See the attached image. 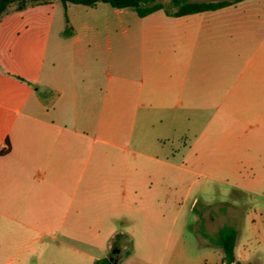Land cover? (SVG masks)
<instances>
[{
    "label": "rangeland",
    "instance_id": "374dc122",
    "mask_svg": "<svg viewBox=\"0 0 264 264\" xmlns=\"http://www.w3.org/2000/svg\"><path fill=\"white\" fill-rule=\"evenodd\" d=\"M68 15L65 34L74 27L81 33L88 23L90 39H111L114 73L140 57L142 40L146 56L148 42L160 40L155 60L170 57L172 49L185 55L186 107L176 95L171 109L150 112L154 124L145 131L160 140L139 142V149L160 161L140 165L135 185H120L111 218L81 221L73 244L80 252L59 237L62 249L42 250L29 264H38L36 258L39 264H96L94 257L106 254L112 264H221L216 243L226 227L238 231L241 264H264V0L180 18L165 10L140 17L106 3L72 5ZM93 49L98 53L100 46ZM94 225L100 232L91 231Z\"/></svg>",
    "mask_w": 264,
    "mask_h": 264
},
{
    "label": "crops",
    "instance_id": "0c3cea01",
    "mask_svg": "<svg viewBox=\"0 0 264 264\" xmlns=\"http://www.w3.org/2000/svg\"><path fill=\"white\" fill-rule=\"evenodd\" d=\"M72 5L81 4L12 8L0 21V264H29L42 250H60L59 237L80 252L73 244L81 221L111 218L120 185H135L140 165L160 161L139 149V142L160 140L145 131L154 124L150 112L171 109L176 95L186 107L185 55L172 49L155 60L160 40L148 42L147 56L142 40L139 60L114 73L111 39H90L88 23L81 33H64ZM113 159L120 163L112 166Z\"/></svg>",
    "mask_w": 264,
    "mask_h": 264
},
{
    "label": "trees",
    "instance_id": "16d2710c",
    "mask_svg": "<svg viewBox=\"0 0 264 264\" xmlns=\"http://www.w3.org/2000/svg\"><path fill=\"white\" fill-rule=\"evenodd\" d=\"M51 0H0V21L4 14L12 8L23 10L29 6L50 2ZM65 7L68 4H81L95 7L100 3H106L114 8H131L140 17H146L159 10H165L170 17H181L185 15L215 11L229 5L238 3L242 0H59ZM69 22V20L67 19ZM120 234H117L119 237ZM238 241V231L234 228L226 227L220 230L219 239L216 245L221 246L223 258L221 264H241L236 258L235 248ZM96 264H112L110 258H102Z\"/></svg>",
    "mask_w": 264,
    "mask_h": 264
},
{
    "label": "water",
    "instance_id": "95a60500",
    "mask_svg": "<svg viewBox=\"0 0 264 264\" xmlns=\"http://www.w3.org/2000/svg\"><path fill=\"white\" fill-rule=\"evenodd\" d=\"M110 260H113V258L111 257Z\"/></svg>",
    "mask_w": 264,
    "mask_h": 264
}]
</instances>
